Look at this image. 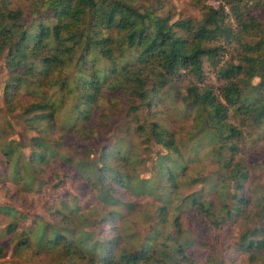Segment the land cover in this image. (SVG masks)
<instances>
[{"label": "trees", "instance_id": "trees-1", "mask_svg": "<svg viewBox=\"0 0 264 264\" xmlns=\"http://www.w3.org/2000/svg\"><path fill=\"white\" fill-rule=\"evenodd\" d=\"M175 1L0 0L4 111L20 117L0 129V216L11 219L0 234L14 264H209L178 245L193 240L180 215L169 214L178 201L199 209L205 231L230 239L220 264H264V188L246 191L250 168L235 160L247 130L264 138V26L249 7L264 9V0H223L219 8L191 0L199 19L174 18ZM229 45L239 51L220 66ZM206 63L222 83L218 93L201 85ZM181 96L229 170L200 180L205 195L183 199L175 192L188 165L159 115ZM119 98L139 102L132 114L142 106L152 119H137V142L99 147L100 102ZM66 99L74 101L68 112ZM161 193L153 209L136 201ZM142 211L144 230L135 227Z\"/></svg>", "mask_w": 264, "mask_h": 264}, {"label": "rangeland", "instance_id": "rangeland-1", "mask_svg": "<svg viewBox=\"0 0 264 264\" xmlns=\"http://www.w3.org/2000/svg\"><path fill=\"white\" fill-rule=\"evenodd\" d=\"M223 0H210L213 6L219 8ZM175 9L173 16L178 18L180 15L183 16H192L199 19L200 14L192 6L191 0H176L174 2ZM251 8L252 15L258 19V21L264 26V9L256 8L252 4L249 5ZM227 12L229 13L228 22L233 30L237 33L239 32V21L235 12L227 6ZM254 38L250 35L245 36V41H254L258 42L260 39ZM225 51L224 55L220 56V66L225 65L228 62H232L239 51L238 46H224ZM6 60L5 57L0 58V129L5 126L6 120L11 121L15 126H17L18 120L20 119L17 115H11L9 118L5 116V105L3 100L4 86L7 80V70H6ZM206 69V79L205 84L209 88H213L215 93L219 92V89L222 83L217 79L213 74L214 70H211L210 64H205ZM256 83V80L254 81ZM186 86V83L183 84V87ZM56 95L62 97L61 92L56 91ZM185 94V91H184ZM180 98H170L165 102L164 106L161 107L159 113L160 118L162 117L165 120V124L168 125L174 132V138L176 140L177 146L181 151V155L184 157V162L187 163L188 168L185 170L180 177L178 182L177 191L183 199V197L191 196L196 193L198 196L201 194H206L208 191V186L206 183L201 182L202 178L210 177L215 179L217 176L216 173L220 175L227 176L229 170L224 169L221 165V160L217 153L213 152V148L209 146V143L205 144L208 140L203 134V131L199 127V120L197 117V111L190 110L187 103L183 102L184 100ZM74 101L66 99L64 110L69 111L73 106ZM140 106L139 102H132L127 98H119L114 100L103 99L100 102L101 108L104 110L101 118L97 116V123L100 125V130L98 131L99 138L96 141L98 146H104L107 143H112L117 138H123L125 141L137 142V137L135 136V127L136 121L142 120H151L152 115L144 107L141 106L137 114H132L130 111V105ZM158 115V114H154ZM103 119V122H101ZM231 122L233 119H230ZM96 123H94L95 125ZM249 129L245 132V137L237 142L241 147V152L236 154L235 160H243V163L250 168V178L249 181L245 184L246 191H255L258 188H264V138L260 134H257L254 131ZM260 131V130H259ZM257 130L256 132L259 133ZM17 137V136H16ZM15 137V138H16ZM67 144L73 145V138H67ZM205 145V146H204ZM211 145V144H210ZM152 146L153 153L164 152L162 149L158 148L155 145ZM142 157L147 164L150 160L147 157V153L143 152ZM151 165V163H150ZM149 165V168H150ZM147 169L145 172L146 175H150ZM219 182L221 179L218 180ZM217 181V182H218ZM259 190V189H258ZM165 199V195L161 193V199L155 200L153 197H143L136 198V201L139 202L144 207L153 209V205L163 204L162 199ZM143 199V200H139ZM0 203H6L0 198ZM180 201L176 202L173 207L169 209L170 216L180 215V219L177 221L178 224L182 225V229L189 231L193 236L194 243L189 239H186L187 242L180 241L178 245H184L186 249L185 252L189 254L191 259H196L198 262L209 261V264H220L219 261H222L220 254L222 253V247L227 246V243L230 242V239L225 238V232H217L208 230L205 231L204 220L200 217V214L197 212L199 210L196 207L186 208L182 206L178 208ZM146 211H142L138 215L137 226L141 230H144L143 221L146 222L147 218L144 217ZM10 218H4L0 216V228L2 225L10 223ZM236 231L239 233V228H234L233 233L236 236ZM193 246L191 249H187L190 245ZM208 257V258H207ZM207 258V259H206ZM15 259L12 257V243L10 244L9 238H2L0 234V264H14Z\"/></svg>", "mask_w": 264, "mask_h": 264}]
</instances>
